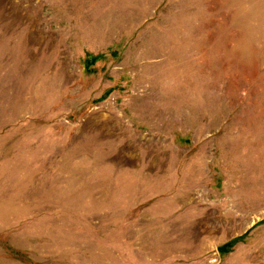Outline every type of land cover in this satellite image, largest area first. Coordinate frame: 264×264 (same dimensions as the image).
Returning <instances> with one entry per match:
<instances>
[{"label": "rangeland", "instance_id": "rangeland-1", "mask_svg": "<svg viewBox=\"0 0 264 264\" xmlns=\"http://www.w3.org/2000/svg\"><path fill=\"white\" fill-rule=\"evenodd\" d=\"M0 264H264V0H0Z\"/></svg>", "mask_w": 264, "mask_h": 264}]
</instances>
